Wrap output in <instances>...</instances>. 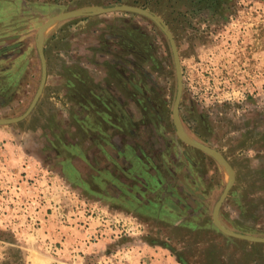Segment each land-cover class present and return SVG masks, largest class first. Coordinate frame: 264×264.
<instances>
[{
    "label": "rangeland",
    "instance_id": "rangeland-1",
    "mask_svg": "<svg viewBox=\"0 0 264 264\" xmlns=\"http://www.w3.org/2000/svg\"><path fill=\"white\" fill-rule=\"evenodd\" d=\"M114 4L0 0V118L22 114L38 88L40 26ZM166 7L143 8L177 43L184 135L235 172L220 221L264 236V0ZM41 41L44 91L24 120L0 125V264H264V243L213 223L231 177L177 134L175 66L157 24L131 12L76 16Z\"/></svg>",
    "mask_w": 264,
    "mask_h": 264
},
{
    "label": "water",
    "instance_id": "water-1",
    "mask_svg": "<svg viewBox=\"0 0 264 264\" xmlns=\"http://www.w3.org/2000/svg\"><path fill=\"white\" fill-rule=\"evenodd\" d=\"M112 12H131V13H136V14H140L145 17H148L149 19H151L157 24V26L163 31V33L167 37L169 44H170L171 51H172V55H173L176 80H177L176 96H175L173 107H172V117H173V122L175 123L177 127V134L187 144L197 149H200L214 156L215 158H217L218 161L224 166V168L226 169V171L229 173L231 177L230 181L225 186L223 192L221 193L219 199L215 202L214 207L212 209L211 216H212L213 223L221 232H223L224 234L228 236L250 241V242L264 243V236L233 231L227 228L220 221L219 211H220V208L223 202L228 196V193L230 192L232 186L234 185L235 172L231 164L229 163V161L226 159V157L221 152H219L218 150L210 146L201 144L190 138L185 137L183 129L180 124V119H179V107H180L182 94H183V71H182V65H181L177 43L175 41V38H174V35L171 29L166 24L164 19L160 15H158L157 13H155L154 11L150 9L143 8V7L136 6V5L121 3V4L110 5V6H104V7H90V8L68 10V11L61 12L47 19L38 29L37 37H36V48H37L38 55L40 58V63H41V78H40L38 88L29 106L22 114L13 116V117H2L0 118V125L14 124V123H18L24 120L33 111L39 98L41 97L44 91L46 79H47V63H46L44 48H43L42 41H41L43 33L55 23L61 20H64L66 18L76 17V16H90V15L105 14V13H112Z\"/></svg>",
    "mask_w": 264,
    "mask_h": 264
},
{
    "label": "trees",
    "instance_id": "trees-1",
    "mask_svg": "<svg viewBox=\"0 0 264 264\" xmlns=\"http://www.w3.org/2000/svg\"><path fill=\"white\" fill-rule=\"evenodd\" d=\"M113 2L117 3H128L132 5H138L142 7H149V5L152 4L153 1L156 2V4L165 5L167 6V10L176 11L179 10L182 5H185L188 0H112Z\"/></svg>",
    "mask_w": 264,
    "mask_h": 264
},
{
    "label": "flooded vegetation",
    "instance_id": "flooded-vegetation-1",
    "mask_svg": "<svg viewBox=\"0 0 264 264\" xmlns=\"http://www.w3.org/2000/svg\"><path fill=\"white\" fill-rule=\"evenodd\" d=\"M183 92H184V89H183ZM182 97H183V94H182ZM182 100V99H181ZM180 105H181V103H180ZM173 107V106H172ZM180 108V107H179Z\"/></svg>",
    "mask_w": 264,
    "mask_h": 264
}]
</instances>
